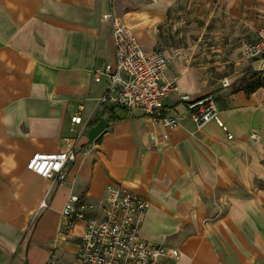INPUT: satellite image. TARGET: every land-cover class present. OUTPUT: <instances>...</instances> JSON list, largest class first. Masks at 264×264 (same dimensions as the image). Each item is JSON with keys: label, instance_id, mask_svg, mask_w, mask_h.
Here are the masks:
<instances>
[{"label": "crops", "instance_id": "obj_1", "mask_svg": "<svg viewBox=\"0 0 264 264\" xmlns=\"http://www.w3.org/2000/svg\"><path fill=\"white\" fill-rule=\"evenodd\" d=\"M129 1L0 0V264H73L83 223L58 235L69 195L98 201L115 185L148 201L141 236L179 250L157 264H264V84L247 91L194 52L161 49L178 84L164 109L178 126L101 104L106 81L93 70L113 55L103 14L121 16L152 51L172 0ZM217 1L233 14L243 0ZM239 64L264 75L257 60ZM181 93H213L233 138L214 120L197 126ZM66 137L78 148L63 182L27 166L35 152L64 150Z\"/></svg>", "mask_w": 264, "mask_h": 264}, {"label": "built area", "instance_id": "obj_2", "mask_svg": "<svg viewBox=\"0 0 264 264\" xmlns=\"http://www.w3.org/2000/svg\"><path fill=\"white\" fill-rule=\"evenodd\" d=\"M103 18L112 26L113 55L104 65L93 70L96 81H106L100 103L138 110L141 115L149 116L166 127L178 126L179 119L164 109L166 97L178 90L176 80L166 72L170 57L159 48L144 50L131 27L118 14L104 13ZM241 55L246 60L259 61L261 70H264V26L258 29L255 39L242 43ZM229 84L225 79L224 85ZM180 98L197 126L214 120L229 138H233L220 117L213 93L198 98L181 93ZM82 119L80 110L71 116L73 124H80ZM64 142V150L33 153L27 166L44 177L63 182L68 175V164L75 160L78 148L75 137H66ZM148 205L146 199L122 185L109 186L98 201L70 194L62 211L64 222L58 235L66 236L79 222L83 223L73 264H157L163 258H178V249L141 236L140 228ZM43 206L45 202L41 203Z\"/></svg>", "mask_w": 264, "mask_h": 264}, {"label": "rangeland", "instance_id": "obj_3", "mask_svg": "<svg viewBox=\"0 0 264 264\" xmlns=\"http://www.w3.org/2000/svg\"><path fill=\"white\" fill-rule=\"evenodd\" d=\"M166 8L165 20L158 25L157 47L169 50L171 58L177 51L184 56L194 52L196 59L209 62L212 75H240L242 85L250 79L249 71L240 74L241 46L255 35L256 25L264 22V3L243 0L233 5V14L217 0H172Z\"/></svg>", "mask_w": 264, "mask_h": 264}, {"label": "trees", "instance_id": "obj_4", "mask_svg": "<svg viewBox=\"0 0 264 264\" xmlns=\"http://www.w3.org/2000/svg\"><path fill=\"white\" fill-rule=\"evenodd\" d=\"M264 84V75H260L257 73H253L252 77L246 81L242 86L247 91H253L256 88L262 86Z\"/></svg>", "mask_w": 264, "mask_h": 264}]
</instances>
